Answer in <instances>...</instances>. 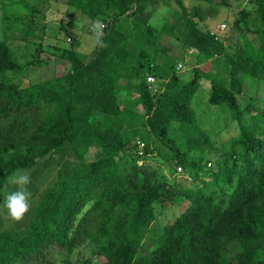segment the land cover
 Wrapping results in <instances>:
<instances>
[{
  "label": "trees",
  "instance_id": "1",
  "mask_svg": "<svg viewBox=\"0 0 264 264\" xmlns=\"http://www.w3.org/2000/svg\"><path fill=\"white\" fill-rule=\"evenodd\" d=\"M47 1L0 0V199L14 190L8 177L17 169L31 178L40 169L55 175L20 227L0 222V264H58L53 253L59 264H264V104L240 109L236 100L244 85L264 87V0H249L254 11L241 8L232 22L235 31L254 34L258 47L244 33L234 46L204 27L229 0H66L90 21L103 20L107 47L88 61L63 48L52 77L24 84L42 61L23 53L30 61L20 63L13 45L40 46L46 31L36 20ZM159 6L176 8L160 27L152 22ZM164 36L197 58L188 81ZM201 80L210 84L204 103L225 120L213 136L231 122L239 130L214 161L195 114ZM162 166L190 184L170 180ZM178 202L187 208L154 230ZM158 204L165 210L156 214ZM147 240L152 248L142 253ZM84 246L88 255L72 262Z\"/></svg>",
  "mask_w": 264,
  "mask_h": 264
},
{
  "label": "rangeland",
  "instance_id": "2",
  "mask_svg": "<svg viewBox=\"0 0 264 264\" xmlns=\"http://www.w3.org/2000/svg\"><path fill=\"white\" fill-rule=\"evenodd\" d=\"M231 7L224 8L221 10V13L213 19H207L203 25L206 29L214 31L218 25L225 24L224 34L220 36L221 40H224L225 43L230 42L234 46L240 45L241 37L240 33L246 34V39L253 44L254 47H258L259 43L257 37L249 32H246V29L242 27V32H237L232 28V22L237 18V13L241 8H251L255 9L254 4H251L249 0H229ZM66 0H48L45 5L42 6L41 10L44 12L43 20H36V23H39L41 26L45 27L46 34L43 37V41L40 46L37 45H24L14 43L13 48L15 50V55L20 63H24L30 61L27 57H22L23 53L32 57L36 55L39 61H42L41 64L32 66L28 69L27 76L23 80L24 84L41 82L46 78L52 77V75L61 68L60 62H55L54 60L55 54H59L61 49L70 48L73 46L79 53L85 56V61L90 60L94 55V49L92 46V40L90 39L91 33V23L87 17L81 15L76 9L71 8L66 5ZM216 3H219L220 0H215ZM176 8L173 6L171 8H167L164 6H159L158 10L152 16V22L160 27L161 23L165 20L173 21L175 19L174 14ZM251 11L249 14V21L256 20L255 13ZM254 25V24H253ZM204 28V29H205ZM109 30V27H106L104 32L106 33ZM161 44L168 49L167 53L172 58L175 59V70L180 75L181 79L184 81H188L193 75V68L197 63V58L189 53L185 52L181 49L180 45L175 43L170 38L164 36L161 40ZM230 46V45H229ZM232 47V46H231ZM233 49V47L231 48ZM204 69L203 71H206ZM149 87V86H148ZM159 88L157 81L155 79V83L151 84L149 89L155 92ZM260 91L255 92L249 86L244 85V93L242 95H236V100L240 109H244L249 103L253 100L257 101L260 104H264V87L260 86ZM210 91V84L206 80H201V88L196 94V103L198 109H195V114L200 117L199 119V127L204 128L208 133L207 136L212 139L213 149L210 153L207 154V159L211 161L217 159L219 156L218 148H221L222 145L228 143L233 138L237 136L239 133L238 127L236 123H229L226 129H222L219 132L218 136H213L215 132H217L220 126L225 122L223 115L215 114V106L204 103L208 97ZM141 111V110H140ZM259 127L264 129V124H260ZM204 151H207L205 148ZM95 149H91L86 155V159L88 161H92L94 159ZM65 156L71 160L68 153ZM143 162L140 161L138 164L141 165ZM147 163V162H146ZM159 168V167H158ZM161 168V167H160ZM166 170V173L170 180H174L175 182L181 183L183 186H188L190 182L187 179V182L183 183L182 179H178L173 175H170L168 172L167 166H162ZM163 169V170H164ZM54 173L46 172L43 169H40L37 175L31 178V186H33L35 195L32 199H30V204L33 206L38 197L41 195L42 191L50 185L54 178ZM33 191V190H32ZM4 202V198L0 199V222L3 225V228L9 229L12 226L18 225L19 227L24 223L26 217H24L20 221H13L6 216V210L2 207ZM187 208L186 202H178L173 204L169 209H163L159 204L156 205L155 211L156 214L162 213L165 210V213L160 217L159 220L153 223L152 228L155 230L157 228H161L166 226L174 221V219L185 209ZM153 233L150 232V235ZM152 248L151 242L146 241L145 245L141 248L142 253H148ZM237 247L235 248L233 245L229 246L227 249L228 256H234L237 252ZM90 249L88 246H84L75 252L71 256V261L75 262L78 257H85L88 255ZM50 257H52L53 261L59 264L60 257L57 256L56 253H53ZM97 264H102L103 260L97 259L95 260Z\"/></svg>",
  "mask_w": 264,
  "mask_h": 264
},
{
  "label": "clouds",
  "instance_id": "3",
  "mask_svg": "<svg viewBox=\"0 0 264 264\" xmlns=\"http://www.w3.org/2000/svg\"><path fill=\"white\" fill-rule=\"evenodd\" d=\"M106 24L99 17L91 23L92 46L95 49H104L107 47L103 37ZM8 183L14 186L3 202L2 207L6 210V216L13 221L22 220L30 211L31 192L28 185L31 183L30 174L25 169H17L8 177Z\"/></svg>",
  "mask_w": 264,
  "mask_h": 264
},
{
  "label": "built area",
  "instance_id": "4",
  "mask_svg": "<svg viewBox=\"0 0 264 264\" xmlns=\"http://www.w3.org/2000/svg\"><path fill=\"white\" fill-rule=\"evenodd\" d=\"M224 30H225V24H221L218 25L214 31H211L212 34H214L216 36V39H220V36L224 34ZM221 40V39H220ZM146 83L148 84V86L150 87L151 84L155 83V78L152 76H148L146 78ZM139 148H143L144 144L143 143H139Z\"/></svg>",
  "mask_w": 264,
  "mask_h": 264
}]
</instances>
